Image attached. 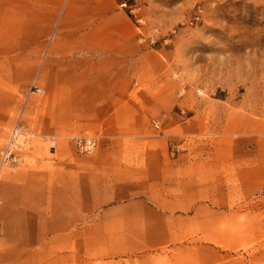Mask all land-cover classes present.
Wrapping results in <instances>:
<instances>
[{"label":"crops","instance_id":"0c3cea01","mask_svg":"<svg viewBox=\"0 0 264 264\" xmlns=\"http://www.w3.org/2000/svg\"><path fill=\"white\" fill-rule=\"evenodd\" d=\"M117 6L115 0H66L60 18L31 35L48 42L40 78L50 103L43 110L58 125L77 116L76 124L96 130L103 143L151 144L147 119L162 111L161 102L144 92L139 102L133 93L158 66ZM63 156L55 171L43 168L19 175L24 184H0V264L237 263L225 248L240 244V231H228L226 222L242 211L226 208L242 201L228 196L225 183L211 181L209 163L200 168L187 153L138 155L148 167L129 168L120 186L105 185L106 199L117 204L82 231L83 219L98 208L97 163ZM258 182L264 186L255 177L253 193Z\"/></svg>","mask_w":264,"mask_h":264},{"label":"rangeland","instance_id":"374dc122","mask_svg":"<svg viewBox=\"0 0 264 264\" xmlns=\"http://www.w3.org/2000/svg\"><path fill=\"white\" fill-rule=\"evenodd\" d=\"M65 2L0 0V155L16 126L22 129L15 143L18 160L3 168L0 184H24L19 175L43 168L55 171L64 154L93 159L98 208L88 222L83 219L84 231L117 204L106 199L105 185L120 186L129 168L148 167L138 155L187 153L200 168L210 164L211 181L225 183L230 198H241L237 208L234 203L226 208L242 211L239 219L226 222L228 231L241 235L239 245L227 244L229 259L264 264V186L258 182L253 193L254 178L264 179V0H115L158 66L133 93L139 102L143 92L161 102L162 111L147 119L151 144L103 143L96 130L76 124L77 116L58 125L43 110L50 103L40 78L48 42L41 45L31 35H41L58 20ZM84 138L96 142L91 152L80 148ZM212 163H220L217 170Z\"/></svg>","mask_w":264,"mask_h":264},{"label":"built area","instance_id":"2783aa9c","mask_svg":"<svg viewBox=\"0 0 264 264\" xmlns=\"http://www.w3.org/2000/svg\"><path fill=\"white\" fill-rule=\"evenodd\" d=\"M154 126L156 129H161L160 123L159 122H153ZM22 133V129L18 126L13 130L10 138L8 139L7 144L3 148L1 155H0V178L2 174V170L4 167H7L9 165H13L17 162V155L15 152V143L18 138ZM51 143L53 147L55 146L56 142L54 139H51ZM80 148L83 149L84 151H92L93 148L96 145V142L92 138H84L80 139L79 141ZM0 248H1V230H0Z\"/></svg>","mask_w":264,"mask_h":264}]
</instances>
